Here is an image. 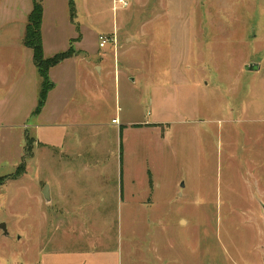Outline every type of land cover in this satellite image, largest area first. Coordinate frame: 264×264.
I'll return each instance as SVG.
<instances>
[{
    "label": "rangeland",
    "instance_id": "1",
    "mask_svg": "<svg viewBox=\"0 0 264 264\" xmlns=\"http://www.w3.org/2000/svg\"><path fill=\"white\" fill-rule=\"evenodd\" d=\"M70 2L43 0L45 57L74 54L50 69L54 87L36 112L42 79L23 43L32 0H0V94L10 86L24 92L0 103V123L15 125L0 128V177L17 173L14 162L22 161L38 114L41 126L55 121L75 91L88 107L81 159H92L95 144L104 157L118 147V114L165 122L126 132L124 173L135 180L136 204L126 210L110 199L111 212L98 215L95 232L120 248L121 264H264V0H127L117 7L74 0V16ZM106 35L115 42L101 47ZM94 61L105 70L90 76ZM245 62L262 67L245 70ZM78 69L83 89L104 93L81 92ZM33 160L22 180H0L2 238L24 235L22 243L9 241V254L33 253L40 221ZM105 166L120 173L117 156Z\"/></svg>",
    "mask_w": 264,
    "mask_h": 264
},
{
    "label": "crops",
    "instance_id": "2",
    "mask_svg": "<svg viewBox=\"0 0 264 264\" xmlns=\"http://www.w3.org/2000/svg\"><path fill=\"white\" fill-rule=\"evenodd\" d=\"M250 63L259 65V69L255 71H259L262 67L261 62H245V66L242 68L247 70L246 66ZM93 64L94 66H88L90 76H97L104 72L105 67L102 62L94 61ZM78 71L79 69L76 71V80H79V85H81L82 77ZM63 77L61 75L60 79ZM59 84L60 81H57L55 88ZM78 88L90 96L104 93L103 89L98 87L83 89L81 85ZM74 92L64 107L60 109L55 121L44 123L41 126L38 116L42 113L38 114L37 121L32 125L35 134L29 132L26 134L22 161L19 163L18 160H15L14 166H16L17 171L18 167L24 164L26 171L28 159L35 160L33 161L39 170V175L32 177V179L35 180L39 190L33 195L39 206L40 221L36 225V239L31 254L7 253L9 241L22 243L24 235L20 234L18 237L3 239V233L0 232V264H121L120 248L105 243L104 237L95 232L98 229L96 226L98 215L111 212L107 210L114 205V201L110 199H117V204L126 210L136 204L137 200L133 188L135 180L132 176L124 173L127 149L126 132L131 128L143 129L152 125L158 127L165 122H134L123 120L122 116L118 114L112 119V122L114 119H118V123L113 122L118 126L119 131L118 147L109 150L108 156L104 157V153H101L98 144H95L94 151L91 152L92 159H81L82 157L79 158V156L82 155H76V153H81L84 150V133L88 123H82L80 119L82 118L81 112L88 110V107L85 102H82L85 98L74 100L76 97ZM52 94L50 93V96ZM15 96L16 101L19 97L22 98L24 96L23 89H13V86H10L0 94V103L5 102L8 98H15ZM72 101H75L79 108H72ZM32 113L34 114L35 110H32ZM84 124L86 125L84 127L85 132L81 131V125L84 126ZM14 126V124L0 123V128H12ZM1 139L2 142L6 140L3 137ZM29 140H32L31 144H29ZM112 146L114 147V143ZM30 149L31 151H29ZM37 153L40 155L39 157ZM51 153H53L52 156L58 153L60 157L50 159L49 154ZM43 154L47 155L46 159L40 158ZM68 155H76L77 158H69ZM114 156L118 157L120 173L117 175L106 173L105 160L106 158L110 160ZM2 159L3 157L0 158V164ZM77 167L85 168L90 172L79 173L76 170ZM47 170H49L48 173ZM23 175L25 174L16 180H22ZM149 185L152 188L151 179ZM46 187L48 188L49 200L44 195ZM1 188L2 186H0ZM120 198L122 199L120 200ZM142 201L146 202L144 199H140L138 204H141ZM4 235L8 236L10 232Z\"/></svg>",
    "mask_w": 264,
    "mask_h": 264
},
{
    "label": "trees",
    "instance_id": "3",
    "mask_svg": "<svg viewBox=\"0 0 264 264\" xmlns=\"http://www.w3.org/2000/svg\"><path fill=\"white\" fill-rule=\"evenodd\" d=\"M33 8L28 16L26 30L23 42L25 46L31 48L34 52V64L38 70L39 75L42 79L40 98L36 112H40L42 107L45 105L47 95L50 90L54 87V83L50 80L49 72L53 66L62 63L66 58L72 56L74 53L69 50L64 53L57 54L51 58H46L43 50V37H42V23L44 15L43 0H32ZM71 13L72 16L75 14V3L71 0ZM138 126V125H136ZM17 173L11 175L9 178H17L25 172V165L22 164L18 167ZM7 176L5 177L8 178ZM5 180L0 178V180Z\"/></svg>",
    "mask_w": 264,
    "mask_h": 264
},
{
    "label": "built area",
    "instance_id": "4",
    "mask_svg": "<svg viewBox=\"0 0 264 264\" xmlns=\"http://www.w3.org/2000/svg\"><path fill=\"white\" fill-rule=\"evenodd\" d=\"M115 7H117V4H121L122 6H126L128 4L127 0H114ZM100 46L105 47L108 43H111L112 41L115 42V39L110 38L109 36H101L100 37ZM114 123H118V119L113 120Z\"/></svg>",
    "mask_w": 264,
    "mask_h": 264
},
{
    "label": "water",
    "instance_id": "5",
    "mask_svg": "<svg viewBox=\"0 0 264 264\" xmlns=\"http://www.w3.org/2000/svg\"><path fill=\"white\" fill-rule=\"evenodd\" d=\"M246 69L247 70H258L259 69V65L257 63H250L249 65L246 66ZM48 188L46 187V190L44 192V195L46 197V199L49 200V195H48ZM1 228L5 230V233L8 234V231H7V226L5 223H2L1 224Z\"/></svg>",
    "mask_w": 264,
    "mask_h": 264
}]
</instances>
